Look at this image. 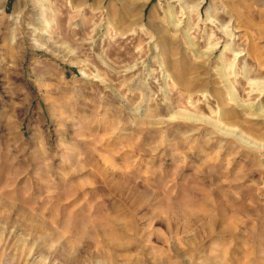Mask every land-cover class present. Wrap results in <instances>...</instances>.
Listing matches in <instances>:
<instances>
[{
    "label": "rangeland",
    "instance_id": "obj_1",
    "mask_svg": "<svg viewBox=\"0 0 264 264\" xmlns=\"http://www.w3.org/2000/svg\"><path fill=\"white\" fill-rule=\"evenodd\" d=\"M0 264H264V0H0Z\"/></svg>",
    "mask_w": 264,
    "mask_h": 264
},
{
    "label": "bare ground",
    "instance_id": "obj_2",
    "mask_svg": "<svg viewBox=\"0 0 264 264\" xmlns=\"http://www.w3.org/2000/svg\"><path fill=\"white\" fill-rule=\"evenodd\" d=\"M166 49V48H165ZM252 110V109H251Z\"/></svg>",
    "mask_w": 264,
    "mask_h": 264
}]
</instances>
